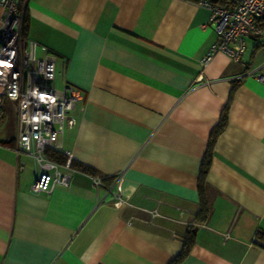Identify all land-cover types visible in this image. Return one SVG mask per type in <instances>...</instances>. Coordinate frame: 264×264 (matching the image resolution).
Segmentation results:
<instances>
[{"label":"crops","instance_id":"crops-1","mask_svg":"<svg viewBox=\"0 0 264 264\" xmlns=\"http://www.w3.org/2000/svg\"><path fill=\"white\" fill-rule=\"evenodd\" d=\"M209 16L189 0H25L24 39L83 99L61 148L45 151L62 171L71 154L70 183L46 193L30 189L39 167L16 153L18 110L2 100L0 264H173L187 237L176 264H264V41L203 67ZM227 105L201 218V162ZM119 174L128 202L115 207Z\"/></svg>","mask_w":264,"mask_h":264},{"label":"built area","instance_id":"built-area-1","mask_svg":"<svg viewBox=\"0 0 264 264\" xmlns=\"http://www.w3.org/2000/svg\"><path fill=\"white\" fill-rule=\"evenodd\" d=\"M210 10L209 22L217 36L202 58L204 67L218 52L240 60L250 36L264 41L258 25L264 17V0H227L225 5L201 2ZM0 105L3 99L16 104L18 128L16 153L30 155L38 164L39 173L31 185L32 192H50L54 185H68L71 180V154L60 166L45 155L48 148H61L60 137L65 129L74 128L73 112L82 102L80 90L71 84L55 86L56 58L50 53L38 55L37 43L22 36L25 0H0ZM264 83V77L257 75ZM95 188L103 186L102 177H91ZM123 176L119 174L109 189L112 204L120 207L128 202L122 195ZM151 217L158 215L150 211Z\"/></svg>","mask_w":264,"mask_h":264},{"label":"trees","instance_id":"trees-1","mask_svg":"<svg viewBox=\"0 0 264 264\" xmlns=\"http://www.w3.org/2000/svg\"><path fill=\"white\" fill-rule=\"evenodd\" d=\"M192 2H206L209 4H216V5H225L227 3V0H189ZM259 22V21H258ZM259 26L260 23H258ZM22 36L23 38H25L26 36V18L24 17V21H23V30H22ZM228 105L225 107V110L220 118L219 123L215 126V128H213L208 144H207V149L206 152L203 156L202 162H201V168H200V175H199V183H198V188L200 191V211H199V215L201 216V218H204L207 215V205L206 202L204 200V182H205V177L209 171V167L211 164V154H212V148L214 145V142L218 136L219 133H221V131L224 129L225 124H226V109H227ZM0 108H2V105H0ZM73 164V161L71 162V165ZM83 170H87L86 167H83L82 165L80 166ZM190 237H187L185 243H184V248L183 251L173 260V264H176V262L180 261L187 253V250L190 246Z\"/></svg>","mask_w":264,"mask_h":264}]
</instances>
